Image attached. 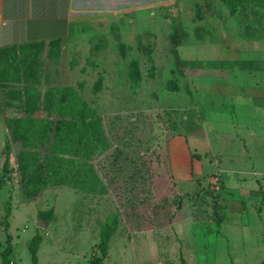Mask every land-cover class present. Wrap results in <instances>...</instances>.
<instances>
[{
	"label": "rangeland",
	"instance_id": "374dc122",
	"mask_svg": "<svg viewBox=\"0 0 264 264\" xmlns=\"http://www.w3.org/2000/svg\"><path fill=\"white\" fill-rule=\"evenodd\" d=\"M238 2L232 12L223 0H122L62 41L0 49V264L8 233L15 264H32L37 233L39 264H94L108 220L103 264H180V251L188 264H264V0ZM66 85L102 132L92 157L62 155L65 175L28 197L21 143L2 175L6 119L56 120L39 96L20 97ZM51 208L56 219L38 226Z\"/></svg>",
	"mask_w": 264,
	"mask_h": 264
},
{
	"label": "trees",
	"instance_id": "16d2710c",
	"mask_svg": "<svg viewBox=\"0 0 264 264\" xmlns=\"http://www.w3.org/2000/svg\"><path fill=\"white\" fill-rule=\"evenodd\" d=\"M228 4H233L231 11H235L238 0H223ZM176 35H174V40ZM52 41V40H51ZM53 41H62L56 38ZM27 44L13 45L2 48V52L10 49H17L28 46ZM34 67H30L29 70ZM28 75L32 77L34 72ZM39 75L36 74V80ZM39 96L45 101L46 107L57 115V119L44 117H16L11 116L6 119V126L10 136L9 142L4 149V162L2 175L10 178L12 172V144L21 143L22 149L17 155V167L24 179L25 194L28 197H36L48 187L54 177L61 175L60 164L63 161L62 155H75L90 158L95 152L98 137L102 132V119L96 108L90 105L81 95L71 86H58L49 90L26 89L20 97V101L27 102L28 99ZM49 103V105H48ZM48 105V106H47ZM50 151L44 152V147ZM65 173V172H64ZM65 175V174H62ZM244 205V203H243ZM212 211L215 216L216 224L220 226L227 218L226 206L215 197ZM12 209L10 204L6 208L4 222L6 229L10 227L9 217ZM39 217L44 222L54 221L56 214L54 208L40 210ZM116 227L111 221L101 229V240L99 248L101 255L94 259V264H103L109 255L110 241ZM43 240L42 235L37 233L31 240L30 251L32 254V264H39V249ZM13 236L7 235V245L2 251V264H11L13 260L11 251L13 248ZM180 264H188L183 252L180 251Z\"/></svg>",
	"mask_w": 264,
	"mask_h": 264
},
{
	"label": "crops",
	"instance_id": "0c3cea01",
	"mask_svg": "<svg viewBox=\"0 0 264 264\" xmlns=\"http://www.w3.org/2000/svg\"><path fill=\"white\" fill-rule=\"evenodd\" d=\"M112 2L122 0H0V49L56 38L64 40L76 22L91 18L99 22L106 15L116 16L115 7H109ZM260 97L255 95V101H262Z\"/></svg>",
	"mask_w": 264,
	"mask_h": 264
},
{
	"label": "water",
	"instance_id": "95a60500",
	"mask_svg": "<svg viewBox=\"0 0 264 264\" xmlns=\"http://www.w3.org/2000/svg\"><path fill=\"white\" fill-rule=\"evenodd\" d=\"M43 222H44V221H43L42 219H40V220L38 221V223H37L38 226H43Z\"/></svg>",
	"mask_w": 264,
	"mask_h": 264
},
{
	"label": "built area",
	"instance_id": "2783aa9c",
	"mask_svg": "<svg viewBox=\"0 0 264 264\" xmlns=\"http://www.w3.org/2000/svg\"><path fill=\"white\" fill-rule=\"evenodd\" d=\"M11 264H15V262L12 260V261H11Z\"/></svg>",
	"mask_w": 264,
	"mask_h": 264
}]
</instances>
